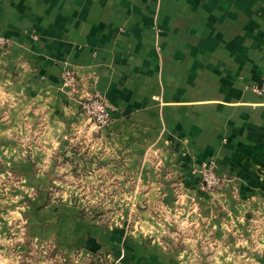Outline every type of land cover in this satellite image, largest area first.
I'll return each instance as SVG.
<instances>
[{"label":"crops","instance_id":"obj_1","mask_svg":"<svg viewBox=\"0 0 264 264\" xmlns=\"http://www.w3.org/2000/svg\"><path fill=\"white\" fill-rule=\"evenodd\" d=\"M263 78L264 0H0V264H264Z\"/></svg>","mask_w":264,"mask_h":264},{"label":"built area","instance_id":"obj_2","mask_svg":"<svg viewBox=\"0 0 264 264\" xmlns=\"http://www.w3.org/2000/svg\"><path fill=\"white\" fill-rule=\"evenodd\" d=\"M63 79L64 87L67 88L71 99L79 104L81 112L90 118L97 127H105L112 122V114L104 97L99 94H83L82 84L72 71L65 72ZM254 90L258 95L264 96V78L262 84L255 87ZM216 167V163L212 162L201 168L200 177L203 189L206 191H217L226 180L224 176L217 174Z\"/></svg>","mask_w":264,"mask_h":264}]
</instances>
